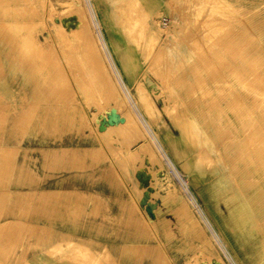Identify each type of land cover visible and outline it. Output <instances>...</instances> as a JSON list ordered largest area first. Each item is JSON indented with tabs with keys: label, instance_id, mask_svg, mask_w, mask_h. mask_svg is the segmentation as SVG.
Returning <instances> with one entry per match:
<instances>
[{
	"label": "rangeland",
	"instance_id": "rangeland-1",
	"mask_svg": "<svg viewBox=\"0 0 264 264\" xmlns=\"http://www.w3.org/2000/svg\"><path fill=\"white\" fill-rule=\"evenodd\" d=\"M126 1L0 0V264L46 244L113 262L116 242L159 245L173 264H264V0H167L168 18ZM80 7L110 63L98 74L140 117L130 129L129 102L99 106L83 76Z\"/></svg>",
	"mask_w": 264,
	"mask_h": 264
},
{
	"label": "bare ground",
	"instance_id": "bare-ground-1",
	"mask_svg": "<svg viewBox=\"0 0 264 264\" xmlns=\"http://www.w3.org/2000/svg\"><path fill=\"white\" fill-rule=\"evenodd\" d=\"M50 1V0H49ZM74 1H77V3H78V1L79 0H74ZM118 1H120V0H118ZM122 2H123V0H122ZM125 4L126 5H139L140 4V2H139V0H129V1H126L125 2ZM78 6H79V4H78ZM125 6V5H124ZM74 7H76V6H74ZM83 7V6H82ZM76 9H80L81 10V12H77L78 13V16L80 17V21H79V25H78V28H75V29H73L72 30V34H73V38H74V40L77 42V44H78V46H79V48H80V50H81V56H82V58H80L81 60H82V62L84 63V64H86V66H87V69L90 71L89 73H87V74H85V75H83V76H86V75H90L92 78H94V83H93V87L92 88H94L93 90L95 91H91L92 93H94L95 95H96V98H95V95H94V97L92 96V98L94 99L95 98V100H97L98 101V103H99V106H101L100 105V102H105L106 104L105 105H107V103H110V102H112V101H115L116 102V104H117V100L119 99V98H122L125 102H129V100H126L127 99V97L125 96V94L126 93H124L123 92V89L120 87V83H118L117 85H116V83L114 82V80L110 77L111 75H110V71H108V70H104V71H102L104 68H107L106 66V63H105V60H104V56L106 57V59H107V61H108V64H109V66H110V63H109V60H108V57L106 56V53H105V50L103 49V45H102V42H101V39L99 38V35L96 33V35L94 36V35H91V33H89L88 32V29H90L89 27L90 26H88V29L87 30H85L87 27V24L88 23H91V22H89V20H88V18H87V15L88 14H86V12L87 11H89V10H87L85 13L83 12L84 11V9H86V8H82L81 9V7L80 8H76ZM79 10V11H80ZM51 12V11H50ZM76 12V11H75ZM141 13L140 14H142L141 16H144L143 14H145L144 12H142V11H140ZM90 14V13H89ZM140 14H138L137 16H136V20L135 21H137L138 22V20H140ZM146 15V14H145ZM89 16H91V15H89ZM143 22V21H142ZM56 24V23H55ZM135 25V24H134ZM144 25V24H143ZM7 26V25H6ZM145 26V25H144ZM63 27V26H62ZM140 29H142L141 28V25H140V27H139ZM58 30V29H57ZM63 30H65L64 28H63ZM162 30V29H161ZM60 31V30H59ZM59 31H57V33L56 34H58L59 33ZM89 33H87V32ZM90 31V30H89ZM61 33H59V34H65V31L63 32V31H60ZM71 33V32H70ZM157 34V28H153V29H150V31H149V34H150V36H153V34ZM66 34H67V31H66ZM64 36V35H63ZM62 37V36H61ZM70 37V36H69ZM68 37V38H69ZM58 38V37H57ZM67 38V37H66ZM65 38V39H66ZM67 38V39H68ZM64 39V38H63ZM64 41V40H63ZM62 41V42H63ZM66 41V40H65ZM69 41H71V40H69ZM61 42V41H60ZM66 43V42H65ZM58 44V43H57ZM73 43H71V45H72ZM77 44H75V46L77 45ZM61 45H63L62 43H61ZM68 45H69V42H68ZM192 45V44H191ZM58 46H59V44H58ZM64 46V45H63ZM66 47H67V45H66ZM74 47V46H73ZM192 47H194V46H192ZM75 48V47H74ZM73 48V49H74ZM76 48H77V46H76ZM241 48V47H240ZM42 49V48H41ZM71 49V48H70ZM166 49V48H165ZM79 50V51H80ZM60 51H61V49H60ZM75 52V51H74ZM196 52V51H195ZM62 53V52H61ZM69 53V52H68ZM199 55V54H198ZM157 56V55H156ZM173 56V55H172ZM79 57V56H78ZM199 57V56H198ZM156 58V57H155ZM258 58V57H257ZM73 60V59H72ZM80 60V61H81ZM152 60V59H151ZM156 60V59H155ZM207 61H208V59H206ZM78 61H79V59H78ZM153 62H155V61H153ZM201 62V61H200ZM82 63V64H83ZM158 63H159V60H158ZM163 63V62H162ZM202 63V62H201ZM79 64H80V62H79ZM81 64V66H82V68H83V70L85 69V67L83 66ZM152 64H154V63H152ZM212 64V63H211ZM72 65V64H71ZM78 65V64H77ZM64 66V65H63ZM79 66V65H78ZM100 66H102V67H100ZM98 67H100L102 70H101V75L100 74H98L99 73V71H97V70H100V68H98ZM152 67V66H151ZM172 67V66H171ZM214 67V66H213ZM81 68V69H82ZM70 69H72V67L70 68ZM75 69V68H74ZM78 69V68H77ZM111 69H113V68H111ZM171 69V68H170ZM80 70H78L77 72H79ZM159 71V70H158ZM84 72L86 73L87 72V70L85 71L84 70ZM112 72H113V70H112ZM163 72H165V71H163ZM63 73V72H62ZM65 73V72H64ZM67 73V72H66ZM75 73H76V71H75ZM114 73H115V71H114ZM174 73V72H173ZM82 74H83V72H82ZM65 75H68V74H65ZM116 75V74H115ZM162 75H164V74H162ZM77 77V76H76ZM163 77V76H162ZM169 77V76H168ZM66 78V77H65ZM85 78V77H84ZM83 78V79H84ZM86 78H87V76H86ZM89 78V77H88ZM199 78V77H198ZM82 79V80H83ZM89 79H91V78H89ZM88 79V80H89ZM169 79V78H168ZM178 79V81H179V78H177ZM65 80V79H64ZM69 80V79H68ZM86 80L87 79H85V81H84V83L86 84ZM87 80V81H88ZM78 81V80H77ZM89 81H92V80H89ZM117 81V80H116ZM177 81V80H176ZM66 82V81H65ZM70 82V81H69ZM82 82V81H81ZM88 83V82H87ZM92 83V82H91ZM180 83V82H179ZM66 84V83H65ZM85 84H83V85H85ZM90 84V83H89ZM169 84V83H168ZM188 84V83H187ZM68 85H70L71 86V84L70 83H68ZM91 86H92V84H90ZM90 85H88V90L86 89L85 90V92L86 91H88L87 93H89L90 91H89V87L91 88V86ZM247 85V84H246ZM262 86V85H261ZM60 87V86H59ZM64 87V86H63ZM62 87V88H63ZM85 87V88H86ZM188 87V86H187ZM195 87V86H194ZM55 88H56V86H55ZM65 88V87H64ZM264 87H262V89H263ZM72 90H73V88H71ZM188 89V88H187ZM195 89V88H194ZM68 91V90H67ZM194 91V90H193ZM71 92H74V90L73 91H71ZM190 92H192V91H190ZM67 93V92H66ZM91 93V94H92ZM139 94H140V105H142V104H146L147 103V99L145 98V96H144V93L143 92H141V91H139L138 92ZM188 93V92H187ZM75 94V93H74ZM190 94V93H189ZM193 94V93H192ZM65 95V94H64ZM76 95V94H75ZM89 96H90V94H89ZM171 96V95H170ZM181 96V95H180ZM124 97V98H123ZM90 98H91V96H90ZM148 98V97H147ZM92 100V99H91ZM177 100V99H176ZM238 100V99H237ZM123 101V102H124ZM193 101V100H192ZM71 102V101H70ZM96 102V101H95ZM125 102H124V104H125ZM237 102V101H236ZM93 103V102H92ZM122 103V102H121ZM97 104V103H96ZM104 104V103H103ZM119 104H120V102H119ZM136 104V105H135ZM135 104H134V106H137L136 108H138L139 107V105H137V101L135 102ZM128 105V107H127V109H126V111H124L125 113H124V120H125V123L127 122L128 124H130V125H128V127L126 126V128L128 129L130 126H133L132 124L133 123H135L136 121L135 120H137V121H139L140 122V117H139V115H137L134 111H133V106H131L132 104H130V102L127 104ZM116 106V105H115ZM102 107H105V106H103L102 105ZM117 107V106H116ZM115 107V108H116ZM118 107H122V106H119L118 105ZM124 107V106H123ZM123 107H122V109H123ZM73 108H74V105H73ZM73 108H72V110H73ZM125 108V107H124ZM84 109V108H83ZM98 109H100V108H98ZM148 109V108H147ZM116 110V109H115ZM139 110V109H138ZM98 111V110H97ZM137 111V110H136ZM79 112V111H78ZM185 113V112H184ZM139 114V113H138ZM74 115H72V117H73ZM112 116H113V118H117L118 117V113H117V111H113V114H112ZM140 116L141 117H143V114L140 112ZM182 116V115H181ZM188 116V115H187ZM22 118V117H21ZM94 118V117H93ZM144 118V117H143ZM189 118V117H188ZM83 119V118H82ZM189 119H191V118H189ZM135 121V122H134ZM146 121V120H145ZM189 122H190V120H189ZM196 123L195 121H192V123ZM125 123H124V125H125ZM146 123L147 124H149L147 121H146ZM186 123V122H185ZM192 123H191V125H192ZM141 124V123H140ZM186 124H189L190 125V123H186ZM197 124V123H196ZM248 125V124H247ZM252 125V124H251ZM254 125V124H253ZM122 126H123V124H122ZM135 126V125H134ZM137 126V125H136ZM149 126V125H148ZM97 127V126H96ZM112 127V126H111ZM124 127V126H123ZM139 127V126H138ZM243 127V126H242ZM113 129H114V127H112ZM116 128V127H115ZM121 128V127H120ZM192 128H193V125H192ZM252 128V127H251ZM130 129V128H129ZM138 129V128H137ZM190 129H191V126H190ZM200 129V128H199ZM245 129V128H244ZM249 128L247 127V130H248ZM116 130H117V128H116ZM124 130V129H123ZM132 130V129H131ZM142 130H144V131H142ZM142 130H141V137H146V135L148 134V131H147V128H145L143 125H142ZM247 130H246V133H247V135H248V133H249V131H250V129L248 130V132H247ZM119 131V130H118ZM200 131V130H199ZM198 131V129H197V132H199ZM258 131V130H257ZM263 131V130H262ZM127 132V131H126ZM243 132H245V131H243ZM242 132V133H243ZM131 133V132H130ZM133 133V132H132ZM202 133V132H201ZM251 133V132H250ZM249 133V134H250ZM253 133V132H252ZM251 133V134H252ZM115 134H117V133H115ZM123 134V133H122ZM121 134V135H122ZM124 134H125V132H124ZM137 134V133H136ZM204 134H206V132L204 133ZM97 135V134H96ZM195 135V134H194ZM128 136V135H127ZM131 136V135H130ZM134 136H135V133H134ZM138 136V135H137ZM217 136V135H216ZM229 136V135H228ZM243 136H245L244 134H243ZM251 136V135H250ZM97 137H99V136H97ZM129 137V136H128ZM140 137V136H139ZM249 136H247L246 138H248ZM261 137V136H260ZM245 138V137H244ZM255 138V137H254ZM131 139V138H130ZM249 139H251L252 141H253V139L250 137V138H248V140ZM132 140H133V138H132ZM135 140V139H134ZM208 140H211V138L210 139H208ZM208 140H205L207 143H208ZM241 140V139H240ZM244 140V139H243ZM247 141V142H252V141ZM114 141V140H113ZM118 141V140H117ZM120 141V140H119ZM204 141V140H203ZM245 141V140H244ZM112 142V141H111ZM125 142V141H124ZM130 142V141H129ZM134 142V141H133ZM132 142V143H133ZM201 142V141H200ZM211 142V141H210ZM241 142H243V141H241ZM246 142V143H247ZM122 143V142H121ZM149 143V142H148ZM202 143V142H201ZM227 143V142H226ZM225 143V144H226ZM112 144V143H111ZM127 144V143H126ZM245 144V142L243 143V145ZM248 144V143H247ZM212 145V144H211ZM210 145V146H211ZM246 145V144H245ZM249 145V144H248ZM247 145V146H248ZM137 146V145H136ZM149 146V145H148ZM156 146V148H158L157 147V145H155ZM207 146H208V144H207ZM206 146V149H208L209 148V146L207 147ZM104 147V146H103ZM147 147V146H146ZM145 147V148H146ZM213 147V146H212ZM2 148V147H1ZM115 148H117V147H115ZM141 148V147H140ZM149 148V147H148ZM204 148V147H203ZM215 148H217V147H215ZM219 148V147H218ZM252 148V147H251ZM122 149V148H121ZM151 149V148H150ZM16 150V149H15ZM123 150V149H122ZM142 150H143V148H142ZM213 150V149H212ZM215 151V150H214ZM217 151V150H216ZM14 152V151H13ZM138 152V151H137ZM136 152V153H137ZM158 152H159V150H158ZM15 153V152H14ZM105 153V152H104ZM103 153V154H104ZM152 153V152H151ZM216 153H219L218 151L216 152ZM150 154V153H149ZM207 154V153H206ZM205 154V155H206ZM227 154V153H226ZM237 154V153H236ZM106 155H107V153H106ZM161 156H162V154H160ZM220 156H223V155H221V154H219ZM130 156H132V155H130ZM156 156V155H155ZM165 156V155H164ZM167 156V155H166ZM214 156H215V154H214ZM217 156V155H216ZM224 156H226V155H224ZM151 157V156H150ZM150 157H149V159H150ZM143 158V157H142ZM141 158V159H142ZM153 158H155V157H153ZM162 158V160L164 161V157L162 156L161 157ZM208 158V157H207ZM226 158H227V156H226ZM138 159V158H137ZM152 159V158H151ZM219 160H220V158H218ZM222 159V158H221ZM229 159V158H228ZM253 159V158H252ZM218 160V161H219ZM261 160H263V159H261ZM260 160V161H261ZM115 161V160H114ZM217 161V160H216ZM223 161V160H222ZM251 161H253V160H251ZM167 162V161H166ZM228 162V161H227ZM231 162V161H230ZM83 163V162H82ZM126 163V162H125ZM171 163V162H170ZM216 163V162H215ZM224 163V162H223ZM253 163V162H252ZM141 164V163H140ZM169 164V163H168ZM226 164V163H225ZM224 164V165H225ZM229 164H233V163H229ZM124 165V164H123ZM173 165V164H172ZM221 165V164H220ZM220 165H218V166H220ZM262 166V165H261ZM230 168V167H229ZM5 169V168H4ZM223 169H224V167H223ZM222 169V170H223ZM226 169V168H225ZM262 169L264 170V168L262 167ZM221 170V169H220ZM231 170V168L229 169V171ZM177 172H178V170H177ZM256 172V171H255ZM262 173V172H261ZM129 174V173H128ZM178 174V173H177ZM180 174V173H179ZM260 174V173H259ZM261 176V175H260ZM183 178V177H182ZM261 178V177H260ZM178 179V178H177ZM181 179V178H180ZM231 179V178H230ZM181 181H184L185 182V179L183 180H181ZM235 181V180H234ZM260 182V181H259ZM262 182V181H261ZM187 183V182H186ZM258 183V182H257ZM140 190V189H139ZM8 192V191H7ZM188 206V205H187ZM141 213V212H140ZM145 221H147V220H145ZM24 224V223H23ZM22 225V224H21ZM26 225V224H25ZM145 225V224H144ZM256 226V225H255ZM20 229H21V226H20ZM23 229V228H22ZM22 233V232H21ZM18 241V240H17ZM15 243V242H14ZM56 246V245H55ZM59 247V246H58ZM61 247V246H60ZM88 254V253H87ZM89 256V255H88ZM108 256V255H107ZM95 257V256H94ZM207 257V256H206ZM94 262V261H93ZM196 263V262H195ZM89 264V263H88Z\"/></svg>",
	"mask_w": 264,
	"mask_h": 264
},
{
	"label": "crops",
	"instance_id": "crops-1",
	"mask_svg": "<svg viewBox=\"0 0 264 264\" xmlns=\"http://www.w3.org/2000/svg\"><path fill=\"white\" fill-rule=\"evenodd\" d=\"M142 3L153 16L162 12L164 13L163 16L168 18L169 7L167 0H142ZM233 217L231 214L227 219H233ZM42 220L44 218H40V221L39 219H30V224L36 226L40 231L43 229L46 231L48 223H44ZM234 221L236 222V220ZM239 221L241 222V220ZM91 244L94 250L102 252L103 249H101L100 245ZM106 246L109 248V259H112L113 262H106L100 256L97 257L102 264H173L175 262L174 260V262L170 261V257L174 255V251L171 252L168 249L166 253L159 245H151L149 243L136 245L127 242H116ZM51 248V245L46 244L39 251L29 252L28 262L30 264H79L75 259L66 256V250L58 252L57 254H49L47 250Z\"/></svg>",
	"mask_w": 264,
	"mask_h": 264
},
{
	"label": "built area",
	"instance_id": "built-area-1",
	"mask_svg": "<svg viewBox=\"0 0 264 264\" xmlns=\"http://www.w3.org/2000/svg\"><path fill=\"white\" fill-rule=\"evenodd\" d=\"M163 22L167 21V19L165 17H161L160 18Z\"/></svg>",
	"mask_w": 264,
	"mask_h": 264
}]
</instances>
